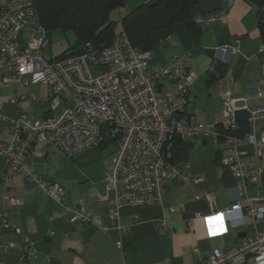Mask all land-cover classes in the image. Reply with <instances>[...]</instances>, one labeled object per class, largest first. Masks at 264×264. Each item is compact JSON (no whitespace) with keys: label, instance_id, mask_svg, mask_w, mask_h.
Instances as JSON below:
<instances>
[{"label":"crops","instance_id":"1","mask_svg":"<svg viewBox=\"0 0 264 264\" xmlns=\"http://www.w3.org/2000/svg\"><path fill=\"white\" fill-rule=\"evenodd\" d=\"M137 6L125 2L124 7L117 9L120 18ZM220 9H227L225 23L184 37L173 35L151 50L153 62L160 65L174 56L191 53L190 63L197 78L186 111L205 126L215 125L225 133L220 121L227 91L233 98H245L249 110L264 106V96H259L255 89V84L264 89V51H260L264 44V7L249 0H237L231 6L226 0H199L196 5L200 14ZM238 38L239 54L221 49L235 45ZM212 73L216 74L214 79H210ZM3 74L1 69L0 128L2 139L9 143L8 126L1 116L18 119L26 110L34 119L45 117L52 111L51 91L43 84L3 85ZM17 93L26 99L12 102ZM70 103L63 102L61 106ZM248 115L247 134L264 133V116L252 122L248 110L239 113L240 118ZM109 144L69 156L44 142L37 147L39 154L28 155L27 162L35 172L65 188L64 205L23 174L16 175L8 186L0 183V213L7 211L10 223L22 232L0 231V241L14 243L8 252L0 253V264H22L19 253L28 250L31 243L35 249L31 264H201L215 249L228 250L249 238L255 240L264 228V201H251L264 196V157L252 147L245 148L248 155L243 157L254 161L256 169L251 174L258 180L255 183L243 179L245 188L241 191L234 171L220 164V157L227 154L224 143L216 146L212 140L201 137L171 141L166 152L169 156H173L172 150L176 152L173 162L188 179L170 180L162 204L123 208L120 218L114 220L110 216V201L99 197L106 190L105 176L114 152L104 157ZM173 145L176 146L171 150ZM4 167L5 160L0 156V174ZM203 192L219 209L236 202L241 207L216 216L209 200L199 197ZM5 195H15L23 204L9 208L4 203ZM79 198L85 201L81 210L91 211L89 222H71L72 212L64 210V206L77 208ZM254 211L256 215L252 214Z\"/></svg>","mask_w":264,"mask_h":264},{"label":"built area","instance_id":"2","mask_svg":"<svg viewBox=\"0 0 264 264\" xmlns=\"http://www.w3.org/2000/svg\"><path fill=\"white\" fill-rule=\"evenodd\" d=\"M226 1L231 6L237 0ZM32 2L0 0V70H4L1 83L47 85L52 111L40 119L32 118L26 110L18 119L1 116L11 137L9 143L5 142L0 128V156L5 160L1 184L8 186L16 175L23 174L64 205L65 188L35 172L27 162L28 155L39 154L37 147L44 142L69 156L113 143L115 150L105 176L106 190L99 197L110 201V216L118 220L123 208L162 204L170 180L188 179L176 163L167 160L166 149L174 139L196 137L212 140L216 146L225 144L227 154L220 157V164L234 171L241 191L245 188L243 179L257 182V176L251 174L256 169L254 161L243 156L248 155L245 148L252 147L264 157V133L239 136L235 131L239 127L238 111L248 110L253 122L264 116V106L249 110L245 98H233L227 91L220 121L225 133L215 125L205 126L186 111L197 78L190 52L184 57L174 56L165 64H155L152 50L135 48L121 30L108 47L98 48L87 41L78 55L63 59L49 56L44 51L51 46V37ZM227 15V9H220L198 14L195 21L210 28L225 23ZM240 47L238 38L235 45L221 49L239 54ZM260 51H264V44ZM255 89L259 96H264L259 84H255ZM25 99V95L17 93L11 101ZM63 102L71 103L61 106ZM262 173L260 169L259 175ZM199 197L209 200L216 216L241 207L236 202L219 209L206 192ZM251 201L259 203L264 196ZM4 203L11 208L21 206L23 201L15 195H5ZM84 205L85 201L79 198L77 208L64 206L66 212H72L71 222L90 221L91 211L81 210ZM252 214L256 215V211ZM10 230L22 233L10 223L8 212L3 211L0 231ZM12 246L14 243L0 241V253L8 252ZM34 251L31 243L28 250L19 253L22 264H31ZM201 264H264V228L257 239L249 238L228 250L215 249Z\"/></svg>","mask_w":264,"mask_h":264},{"label":"trees","instance_id":"3","mask_svg":"<svg viewBox=\"0 0 264 264\" xmlns=\"http://www.w3.org/2000/svg\"><path fill=\"white\" fill-rule=\"evenodd\" d=\"M198 1L146 0L122 16L121 30L127 34L131 44L140 50H151L155 44L173 35L184 37L193 32L200 33L205 27L195 21L200 14L196 11ZM249 1L264 7V0ZM32 3L50 37L53 31L66 35L73 32L76 37V43L58 56L59 59L82 53V42L90 41L98 48L108 47L121 31L111 13L124 7L125 0H33ZM223 73L221 68L220 75ZM215 77L216 74L212 73L210 79ZM242 111L237 112L239 127L235 132L239 136H245L249 129V115L240 118ZM174 153L172 150L173 156H169L166 152L168 161H174Z\"/></svg>","mask_w":264,"mask_h":264},{"label":"rangeland","instance_id":"4","mask_svg":"<svg viewBox=\"0 0 264 264\" xmlns=\"http://www.w3.org/2000/svg\"><path fill=\"white\" fill-rule=\"evenodd\" d=\"M144 0H125L129 5H140ZM121 14L117 10L111 13L113 20L117 21L118 28L120 26ZM119 30V29H118ZM76 43V37L73 32H68L67 35L60 31H53L51 34V46L45 49V54L49 56L58 57L62 53L66 52L72 45ZM115 150V145L110 143L108 147L105 148L104 157L111 156V152Z\"/></svg>","mask_w":264,"mask_h":264},{"label":"water","instance_id":"5","mask_svg":"<svg viewBox=\"0 0 264 264\" xmlns=\"http://www.w3.org/2000/svg\"><path fill=\"white\" fill-rule=\"evenodd\" d=\"M85 43H86V42H82V43H81V49H82V47L85 45Z\"/></svg>","mask_w":264,"mask_h":264},{"label":"snow or ice","instance_id":"6","mask_svg":"<svg viewBox=\"0 0 264 264\" xmlns=\"http://www.w3.org/2000/svg\"><path fill=\"white\" fill-rule=\"evenodd\" d=\"M209 227H210V229H211V220H209Z\"/></svg>","mask_w":264,"mask_h":264}]
</instances>
